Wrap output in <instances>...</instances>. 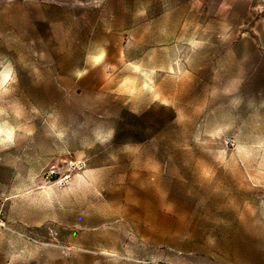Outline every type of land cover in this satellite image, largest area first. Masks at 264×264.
Segmentation results:
<instances>
[{"label":"rangeland","instance_id":"374dc122","mask_svg":"<svg viewBox=\"0 0 264 264\" xmlns=\"http://www.w3.org/2000/svg\"><path fill=\"white\" fill-rule=\"evenodd\" d=\"M5 69L0 264H264V0H0Z\"/></svg>","mask_w":264,"mask_h":264},{"label":"clouds","instance_id":"9594fccd","mask_svg":"<svg viewBox=\"0 0 264 264\" xmlns=\"http://www.w3.org/2000/svg\"><path fill=\"white\" fill-rule=\"evenodd\" d=\"M15 82V74L12 70H0V90H7L12 83ZM8 138H11V133H7Z\"/></svg>","mask_w":264,"mask_h":264}]
</instances>
